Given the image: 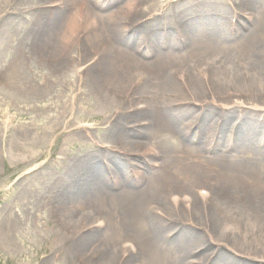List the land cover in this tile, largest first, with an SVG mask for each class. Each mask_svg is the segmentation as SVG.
Returning a JSON list of instances; mask_svg holds the SVG:
<instances>
[{
	"label": "rangeland",
	"instance_id": "obj_1",
	"mask_svg": "<svg viewBox=\"0 0 264 264\" xmlns=\"http://www.w3.org/2000/svg\"><path fill=\"white\" fill-rule=\"evenodd\" d=\"M37 1L39 0H0V10L3 11L0 13V59L3 60L4 64L16 53L20 52V47L22 51L24 47L29 46L28 42L31 36H36L35 34H30L32 32L27 34L17 33L16 26L11 25L10 15H4V11L15 15L20 8L28 6L41 7L43 4H35ZM47 1L44 4L45 10H53L61 6V1L63 0ZM69 1L71 6L67 8V11L70 13L81 2L89 7L90 13L87 16L89 19L94 18L96 26L93 27L87 24V26L79 29V35L77 34L76 37L67 42L63 39L67 35L66 32L63 33V36L60 35L63 30L62 26L59 27L57 34L48 31L50 28L48 25L41 27L45 37L51 39L52 46H45L44 52L47 51L45 57L40 54H35L38 58L33 55L31 56L32 58L28 56L29 68L34 74L41 76L45 72L50 73L54 68L53 64L47 60L48 57H50L51 61L61 58L63 64L61 65L60 72L62 73L60 78H65L69 74L72 75L69 70L75 67L74 69H78V75L81 79L83 78V81L79 85H67L64 83L65 87L63 89L57 86V92L53 93H50L46 88L39 91L23 92L19 90V86L17 87L18 90H16V85H12L9 78L3 79L2 83L0 81V121L3 122L2 127H4V129L1 127L0 129H3L4 132L7 131L4 137L0 136V218L3 215H7L10 211H14V208L16 210L20 207L22 208L25 203L20 200L30 190L51 188L50 198L46 200L47 203L44 202L41 210L37 209L35 212L36 209H33V215L42 217L41 222L38 224L39 226L30 223L31 226L28 223L30 222V216H28L29 218L24 221L27 225L24 223L22 229L15 233L16 242H18L17 246L14 247L15 249H12L10 245H2L0 242V264H92V258L98 255L94 254V252L100 247L109 246L112 243L115 246L114 248L117 249L123 239H126L125 237H129L135 247L137 245V239L133 236L110 233L111 230L109 228L105 230L106 224L109 223L113 216L104 208L91 210L87 208V205L84 206L80 199L76 197L69 198V196H66V199L58 201L61 200L60 198L63 195L61 193L74 183H69V179H62L63 181H60V183H55L54 179L59 174H64L74 162L85 161L89 158L93 159L94 156L98 167L101 165L102 167L115 168L119 171L118 168L121 170L125 168L121 162L124 156L129 162L135 161L134 163L139 168H144L142 169L143 176H145L143 181L147 182L149 178L156 176V172H160L161 168H156V166L160 163L162 165L168 164L166 161L171 158L165 154V158L161 160V154H158L160 150L153 144L156 141L154 131L145 130L143 127L145 114L142 113L139 107L144 105L154 108L155 105L152 101L155 95L152 89H149L147 85L140 84L138 87L130 89L131 91H126L132 80V75L136 73L135 71H141L140 73L142 74L143 71L148 69L143 66L141 70L137 67L133 70H126L125 76H128L126 79L128 82L125 84L119 82L112 84L113 79H110L111 84L109 85L106 84L107 82L100 84L97 88L103 92L101 95L92 89V86L87 82L88 68H94L98 64L100 56L103 58L106 53H109L108 56H110L113 53L111 47L114 45L121 52L131 49V39L136 42V47L139 45V50L146 49L149 46L146 25L150 24V21H152L153 25L157 24L163 33H168L160 41V50L163 51L168 45L166 44L167 40L170 38L179 39V31L182 27L180 25L181 20L189 21V19H194L197 14H203L206 17L215 19L220 16L214 15V13L219 10L222 14L224 10L225 21H228V32H230V37L226 38L225 41L231 45L239 44L242 40V35L244 36L248 33L246 31H251L261 26L260 14L250 9V6L245 8L241 5L239 6V2L242 0H234L236 3L234 6L228 0H179V2L176 0V4L166 6L165 9H168L171 13V16L166 18L161 14H157V16L152 18L150 16L146 18L141 13H136L135 15L127 14V4L145 2L142 0H112V3L106 0H65V3ZM260 4L262 6L264 0H259V6ZM184 6H188L186 8L189 9V13L185 12V15L179 13L180 8ZM143 7L139 5V8ZM41 9L43 10L42 7ZM54 13L56 12L48 11L44 15L52 18ZM154 13L155 11H153V15ZM88 18L86 17L83 21L88 23ZM112 20H115L117 25L115 28H112ZM143 23L145 25H143L144 27L142 26L140 33L138 31L139 25ZM219 28V25L216 27L212 25H195L194 30L192 29L193 31L187 36L192 38L197 31L217 33ZM110 30L114 31L116 37H113L112 33V36L108 34ZM138 32L139 38L136 37ZM136 39L139 40L136 41ZM254 43L261 47L260 57L264 58L263 29L255 36ZM34 45L36 44H31L30 48L40 49L42 47L41 45V47ZM185 49L186 46L182 47L181 45V49L176 48L174 50L180 52ZM136 52H134L135 55L140 58H143L142 55H147L143 51ZM208 56H211V58ZM48 62L50 65L47 64ZM173 64L176 67V73L184 74L182 78L185 79L183 82L179 81V84L185 94L192 96V93H194L192 91L198 87L202 95L217 97L215 103L210 102V100H203L204 104L196 105L193 110L187 108L186 110L191 112L185 115L186 118L180 119L181 121L184 120L182 124L189 122L199 110L197 108H204V105H210L217 108L220 113L227 114L228 111L230 112V107L235 105L231 104L235 97L241 99V102L244 103L243 110L248 112L246 117L254 119V127L249 126L246 128L242 125V123L246 122L244 121L245 119L240 122V119H237L238 116L233 115L232 121L229 123L234 133L233 138L238 140H234L229 145L223 144L222 141H213L212 146H209L214 147L213 151L212 148L208 149L209 153L206 156L218 155L220 152L237 166L242 167L250 163L260 167L264 166V139L260 142V138L264 135V112L247 109L248 105L252 104L264 109V75L257 74L256 70L249 68V61L246 56L240 55L236 51L219 55L216 53L202 55L198 60L190 63L178 60L175 63L173 62ZM1 65L2 63L0 62V67ZM203 73H206V75H202ZM12 87L15 88L13 89ZM165 93L169 94L168 92ZM161 97L167 99L164 95ZM189 102L191 101H183L180 104L185 108L189 105ZM165 104L163 103V105ZM224 105H228V109H225ZM221 120L220 116L214 117L212 120V128L216 132H218L220 124H222ZM181 121L178 123L180 126L182 125ZM114 124L116 125L115 130L109 131ZM12 128L13 130L10 132L9 129ZM198 128L199 124H197ZM251 128L254 129L252 130ZM192 129H194V124ZM227 129H230V127ZM0 132L1 134L3 133V131ZM49 134L53 137L51 143L48 142ZM242 136L249 138V140L239 141V137L241 138ZM225 137L227 139V135ZM202 140L197 143V146L200 147L201 145L200 148L206 149L207 142L204 137ZM142 141L152 143L150 144L151 146L149 145L150 149L153 150L152 152L150 151L151 155L142 153L144 149L139 146ZM135 142L139 143V145ZM161 147L164 151L165 148ZM170 164L172 165V163ZM102 167L101 169H103ZM181 172L182 174L178 178L172 179L169 183L167 182L164 191V197H166L164 199L168 203H171V201L169 202L171 199L168 196L171 192L180 193L183 191L193 199H199L197 197L200 196H197V191L194 189L198 187L209 188V184L212 182L211 176L205 178L206 176L204 177L201 173L194 180L187 177L186 179L189 182L182 183L181 178L192 173H185L184 170ZM117 173L115 178H113V183L111 182V177L107 178V181L113 185H116V183L121 184V180H125L124 176L121 177L119 172ZM130 174L133 178L135 176L139 177L133 171ZM63 176L65 177V175ZM99 179H102L101 176ZM139 184L140 181L137 182L138 187ZM257 185L264 187V179ZM112 186L108 187L111 188ZM197 204V210L192 211L194 213L192 215L193 219L190 217L188 219L190 212L186 208L183 210V214L177 215L178 213L175 214L174 211L170 212L181 224H189L191 229L197 227L203 232L202 235L200 234L199 242L190 245L189 250L192 248H210L208 249L210 251L221 250L230 255L234 254V264H243L242 262L246 264L264 263L261 262L262 260L252 261L253 258H264V215H261L262 213L251 215V213L243 214L244 211H238L239 219H236V221L227 218V215H225L216 224L215 228H211L208 224L211 218L208 217L209 212L206 211V208L199 201H197ZM94 211L99 212L95 214ZM85 212H90L91 215H99L101 217L100 220H103L104 223L97 225V223L94 224L91 221H87L88 223L80 222L79 218ZM85 224L93 226L91 228L97 230V236L91 239L84 246L85 248L82 247L84 251L80 248L72 251L77 253L76 255L70 252V256L66 257L65 254L68 250L66 245L63 244V239L69 238L70 233H72L71 237H74L76 235L80 236L78 233L90 232V229L86 228ZM173 233H175V230ZM229 245H236L238 252L235 253L229 248ZM129 254H132V249H128L126 255L128 256ZM200 254L196 253L193 258L190 256V259L194 263L202 264L206 255L202 256ZM244 255H247L249 261L244 259ZM132 258L130 262L124 264H146L145 259L137 257L136 254Z\"/></svg>",
	"mask_w": 264,
	"mask_h": 264
},
{
	"label": "bare ground",
	"instance_id": "obj_2",
	"mask_svg": "<svg viewBox=\"0 0 264 264\" xmlns=\"http://www.w3.org/2000/svg\"><path fill=\"white\" fill-rule=\"evenodd\" d=\"M63 1H61V6L53 10H45L44 4L48 1L39 0L35 4H43L41 6L43 10L38 6H28L26 8H20L16 11L17 14L15 15H11L12 13L10 14V12L4 11V15H10L9 19L12 23L11 25L16 26L17 33L27 34L32 32L30 34H35L36 36H31L29 39L30 43L28 42L29 46L24 47L22 51L20 47V52L16 53V55L11 57L5 64L3 60L0 59L2 63L0 67L1 83L3 79L9 78L12 85H16V88L14 87L16 90H18V86L20 87L19 90L23 92L39 91L40 89L46 88L50 93H53L57 92V86L63 89L65 87L64 83L67 85H79V83L83 81V78L81 79L78 75V69H74L75 67L69 70L72 75L69 74L65 76V78H60L62 73L60 72L61 65L63 64L61 58L51 61L50 57H48L47 60L53 64L54 68L52 67L53 70L50 73L45 72L41 74V76L34 74L29 68L28 56L32 58V55L36 57L35 54H40L45 57L47 54V51L44 52L45 46H52L50 42L51 39L45 37L41 27L48 25L50 27L48 31L57 34L59 27L62 26L63 30L60 35L63 36V33L66 32L67 35H65L63 39L67 42L76 37L77 34L79 35V29L87 26V24L93 27L96 26L94 18L89 19L87 16L90 13V8L83 2L70 13L67 11V8L71 6L70 1L67 3H65V0ZM106 1L112 3V0ZM142 1L145 2L127 4V14L130 13L135 15L136 13H141L146 18L149 16L152 18L153 16H157V14H161L166 18L171 16L170 11L165 9L166 6L174 3L176 4V0ZM177 2H179V0ZM228 2L232 6L236 4L234 0H228ZM139 5L144 7L139 8ZM240 5L244 8L250 6V9L258 12L260 14L261 26L251 31H246L248 33L244 36L242 35V40L237 45L226 43L225 39L230 37V32H228V21H225L226 15L224 10L222 14L217 10V13H214V15L220 16L219 18L216 17L214 19L212 17H206V15L203 14H197L194 19H189V21L185 22L181 20L180 25H182V27L180 31L178 30L179 39H171L169 37L170 39L166 41L168 45L166 49L164 48V51L160 50V41L164 39L168 33H163L158 28L157 24L153 25V23H151L152 21H150V24L146 25L149 45L146 49L139 50V45L136 47V42L131 39V49L121 52L114 45L112 46L113 48L111 47L113 53L110 56H108L109 53H106V56L104 54L103 58L100 56L98 58V64L94 68H88L87 82L92 86V89L96 90L97 93L101 95L103 92L97 88L100 84L102 85L107 82L106 84L109 85L111 84L110 79H113L112 84L118 82L125 84L128 82L126 80L128 76H125L126 70H133L136 67L141 70L143 66L148 69L143 71L142 74L140 73L141 71H135L136 73L132 75V80L126 91L129 92L131 91L130 89L138 87L140 84L147 85L149 89H152L155 95L152 101L155 105L154 108H149V106L146 107L144 105L139 107L142 113L145 114L143 119L145 123L143 127L145 130L154 131L156 141H154L153 144L160 150L158 154H161V160L165 158V154L171 157L169 161H166L168 164L162 165V163H160L156 166V168H161L159 170L160 172H156V176L149 178L147 182L143 181V177L145 176H143L144 173L142 169L144 168H139L138 165L134 163L135 161L129 162L124 156L121 161L125 167L122 168L123 170L118 168L119 171H117L115 168H105L101 165L98 167V164L95 162V157L93 156L94 161L92 158H89L85 161L74 162L71 168L68 167V170L64 174H59L56 179H54L55 183H60V181L68 179L69 183H74L61 193L63 195L60 198L61 200L58 201L66 199V196H69V198L76 197L80 199L84 206L87 205V208L91 210L104 208L113 216L109 223L106 224L105 230L109 228L111 230L110 233H121L123 234L122 236L130 235L137 239L136 247L129 237H125L126 239H123L120 244L118 243L117 249L114 248L115 246L112 243H110L109 246L100 247L94 252V254L98 255L92 258L93 261L90 259L91 262H93L92 264H124L130 262V260L133 259L132 256L134 257L135 254L137 257L145 259L146 264H198L190 259V256L193 258V255L196 253H201L202 256L206 255L204 256L205 264H234V254L230 255L221 250L210 251L208 250L210 248H192L189 250L190 245L199 242L203 232L197 227L191 229L189 224H181L170 212L174 211L175 214L178 213L177 215H179L183 214L182 212L186 208L190 212H188V219L189 217L193 219L192 215L194 213H192V211L197 210V201H199L200 204H203V207L206 208V211L209 212L208 217L211 218L208 224L211 228H215L216 224L221 218L225 217V215H227V218L236 221V219H239L238 211H244L243 214L251 213V215H256L257 213H262L261 215H264V187H259V185H257V183L264 179V166L251 165V163L242 167L237 166L234 162H230L226 155L220 152L218 155L206 156V154L209 153L208 149L212 148L213 151L214 147H209L212 146L211 144L213 141H222L223 144L226 143L229 145L234 140H238L237 138H233L234 133L229 123L232 121L233 115L238 116L237 119H240V122L245 119L244 121L246 122L242 123V125L246 128L249 126L254 127V119H248L246 117L248 112L243 110L244 103L241 102V99L235 97L231 102V104L235 105L230 107V112L228 111L227 114L220 113L217 108L211 107L210 105H204V108H197L199 112L197 111L196 115H194L189 122H184V124H182L184 120L181 121L180 119L186 118L185 115L191 112L187 111V108L193 110L196 105L198 106V104L203 103V100H210V102L215 103L217 97L213 95L211 97L202 95L198 87L195 89L196 91H192L194 92L192 96L185 94L179 84V81L183 82L185 79L182 78L184 74L176 73V67H174V64L172 65L173 62L175 63L178 60L190 63L198 60L202 55L205 56L213 53L219 55L236 51V53L246 56L249 61V68L256 70L258 72L257 74L264 75V58L260 57L261 47L254 43L257 33L262 29L264 30V4L262 6L260 4L259 6V0H242L239 2V6ZM186 7H181L179 13L185 15V12H187L188 14L189 9ZM25 9L27 10L24 11ZM242 10L245 11L243 8ZM1 11L2 10H0V13ZM48 11L56 13H54L52 18H48L44 15ZM153 11H155L154 15ZM109 16L112 17L113 14ZM86 17L89 19L88 23L83 21ZM111 25L112 28L117 26L115 20H112ZM143 25H145V23L139 25L140 28L138 31H140V33ZM195 25H212L213 27L219 25L220 28L217 33L212 31L210 33L197 31L194 33V37L189 38L187 35L194 30ZM110 31L108 34L111 35L112 33L114 35L113 37H116L114 31ZM136 37L139 38V32ZM137 40L139 39H136V41ZM31 44L42 47L40 49H32V47L30 48ZM181 45L182 47L186 46V49L180 52L174 50L176 48L181 49ZM140 51L146 52L147 55H142L143 58L136 56L134 52L139 53ZM208 57L211 58V56ZM49 62L47 64L50 65ZM202 75L205 76L206 73ZM58 93H60V91H58ZM163 95L168 100L161 97ZM188 100L191 102L188 103L189 105H187V107L183 108L180 102H187ZM163 103L166 104L163 105ZM227 107L228 105H224L225 109H228ZM247 109L250 111L255 110L257 112H264V109L254 104L248 105ZM217 116H220V120L222 119V124H220L221 126L218 132L212 128V120ZM126 117L128 118V116ZM179 121H181V126L178 124ZM115 124L111 126L112 128L111 130L109 129V131L115 130ZM193 124L194 129H192ZM197 124H199L198 129ZM2 125L3 122L0 121V127L4 129ZM229 127L230 129H227ZM3 129H0V131H3L2 134L0 132V136L4 137L7 131L4 132ZM251 129L253 130L254 128ZM9 130L11 132L13 128ZM50 134L48 142L51 143L53 137L52 135L50 136ZM225 135H227V139ZM203 137L207 142L206 149L200 148L201 145L200 147L197 146L199 141H203ZM263 139L264 135L260 138V142H262ZM240 140L248 141L249 138H244L242 136L241 138L239 137V141ZM137 144L139 145V143ZM150 144L152 143L148 141H142L140 143L139 146L144 149V151H142L144 155H151L153 150L150 149ZM161 146L165 148L164 151ZM170 163H172V165ZM101 167L103 169H101ZM182 170H184L185 173H192L191 175L182 177V183L189 182L186 179L187 177L194 180L202 173L204 177L206 176L205 178L208 176L212 177V182L209 184L210 187H198L194 189L197 191V196H200L197 197L199 199H193L183 191L180 193L171 192L168 194L171 199L169 202L171 201V203H168L167 200L165 201L164 199L166 197H164V191L167 182L169 183L172 179L178 178V176L182 174ZM131 171L135 172L139 177L135 176V178H133L130 174ZM117 172H119L121 177L124 176L125 180L122 179L121 184L116 183V185H113V178L118 174ZM63 175H65V177ZM100 176L102 179H99ZM109 177L112 178V183L107 181ZM138 181H140L139 187L137 185ZM108 186L112 187L109 188ZM37 189L38 188L30 190L26 196L22 197L20 201L25 203L22 208L20 207L17 210L14 208V211L12 210L7 215H3V217L0 218V242L2 245H10L12 249H15L14 247L18 244V242H16L15 233L22 229L25 223L24 221L26 218H29L28 216H30L29 224L31 223L32 225L36 224L39 226L38 224L41 222L42 217L40 215H33V209H36L35 212L37 209L41 210L44 202L50 198L51 188ZM94 212L97 214L99 211ZM100 218L99 215H91L90 212H85L82 213L79 219L80 222L88 223L87 221H91V223L102 225L104 221L100 220ZM25 225L27 224L25 223ZM85 226L90 229V232L83 234L78 233L80 236L76 235L74 237H71L72 233H70L69 238L63 239V244L66 245L68 250L65 254L66 257L70 256V252L73 253L72 251L86 246L91 239L97 236V230L91 228L93 226L90 224H85ZM174 230L175 233H173ZM235 246L229 245V248L237 253L238 248ZM84 248L81 250L84 251ZM128 249H132V254L127 256ZM208 252L210 253L207 254ZM73 254L76 255L77 253ZM244 256L246 257H244V259L249 261L247 255ZM253 259L252 261L262 260L261 262H264V258ZM204 261L202 264H204ZM242 263L246 264L245 262Z\"/></svg>",
	"mask_w": 264,
	"mask_h": 264
}]
</instances>
